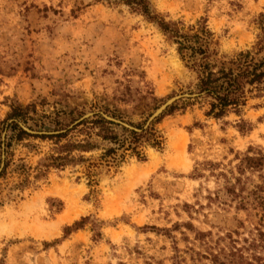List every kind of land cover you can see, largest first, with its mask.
Wrapping results in <instances>:
<instances>
[{"label": "rangeland", "instance_id": "rangeland-1", "mask_svg": "<svg viewBox=\"0 0 264 264\" xmlns=\"http://www.w3.org/2000/svg\"><path fill=\"white\" fill-rule=\"evenodd\" d=\"M149 3L185 28L204 22L220 56L264 41V0ZM194 80L177 45L122 0H0V172L11 161L0 179V264H213L220 249L221 260L264 264V168H237L264 153V97L207 117L188 91ZM182 93L193 96L147 123ZM13 107L26 115L9 118ZM87 113L112 122L115 140L95 137L97 147L74 153L86 161L42 167L53 139L34 135ZM10 122L32 132L15 139ZM151 125L160 145L144 136L128 149L130 130ZM69 203L74 217L59 222Z\"/></svg>", "mask_w": 264, "mask_h": 264}, {"label": "trees", "instance_id": "trees-1", "mask_svg": "<svg viewBox=\"0 0 264 264\" xmlns=\"http://www.w3.org/2000/svg\"><path fill=\"white\" fill-rule=\"evenodd\" d=\"M122 1L132 11L139 12L146 19L155 22L167 38L177 45L179 56L195 75V80L188 91L195 94L192 100L193 103L205 106V116L220 119L230 112L240 114L251 98L264 97V41L260 40L251 49L241 50L232 57L220 56L215 49H212L214 44L213 33L204 22H198L185 28L180 21H166L163 17L154 13L151 10L149 0ZM185 104L187 103H183V105ZM177 106V104L172 105L168 112L173 111ZM25 115L23 109L13 107L8 116L9 118H20ZM109 124H112V122L94 115L82 119L65 131L34 135L43 139H53L51 152L45 158V162L40 165L48 169L50 167H63L75 161H86L83 155H75V151L93 150L97 147L92 142L95 137L102 140H115L116 137H114L113 131L107 126ZM8 128L15 132L13 135L15 139L21 140L24 135H29L13 122L8 124ZM140 128V132L130 130L132 135L128 149L135 150L140 138L144 136H146V140L153 142L152 145H160L161 142L157 139V131L154 125ZM74 131H78L84 137L73 140L69 135ZM121 143L123 145V142ZM113 150L112 148L107 149L101 157H106ZM114 156H112L113 160H115ZM10 164L11 161L6 157L4 167L0 172V179L7 175ZM89 164L90 167L94 166V163L89 162ZM23 167L24 164H18L14 169H23ZM237 168L239 172L247 169L260 170L264 168V153L259 151L255 155L245 154L241 157ZM93 176L94 173L88 169L89 183L94 181ZM238 179L240 178L236 180L238 181ZM227 190L232 196H239L234 186L227 187ZM239 204L244 205L243 201ZM78 225L76 223L74 227ZM198 234L203 235L204 233L200 232ZM237 250L230 251L229 255L234 256L235 252H238ZM221 254L223 256L228 255L225 254L224 249H220L211 258L213 264H239L232 259L221 260Z\"/></svg>", "mask_w": 264, "mask_h": 264}, {"label": "water", "instance_id": "water-1", "mask_svg": "<svg viewBox=\"0 0 264 264\" xmlns=\"http://www.w3.org/2000/svg\"><path fill=\"white\" fill-rule=\"evenodd\" d=\"M193 95L189 94V93H182V94H178L175 95L169 99H167L159 108H157L148 118V122L150 123L152 120L156 119L159 115H161L166 109H168L174 102L182 99V98H187V97H191ZM89 115H91L90 113H87L85 115H83L82 117H80L75 123L81 121L82 119L88 117ZM103 115V114H102ZM104 117L111 119L110 117L103 115ZM125 124V123H124ZM21 127L28 132H32L30 129H28L27 127L21 125ZM4 136V135H3ZM2 167V166H1Z\"/></svg>", "mask_w": 264, "mask_h": 264}, {"label": "bare ground", "instance_id": "bare-ground-1", "mask_svg": "<svg viewBox=\"0 0 264 264\" xmlns=\"http://www.w3.org/2000/svg\"><path fill=\"white\" fill-rule=\"evenodd\" d=\"M154 165V159H153V161H152V163H151V165L150 166H153ZM149 167V166H148ZM131 169H137L136 168V166L135 167H132ZM69 202H71V200L69 201ZM70 203H69V205H68V208H67V210H65L60 216H59V222H64V221H71V219L74 217V216H72L73 214H72V212L73 211H71L70 210ZM77 215V214H76ZM58 222V221H57Z\"/></svg>", "mask_w": 264, "mask_h": 264}]
</instances>
